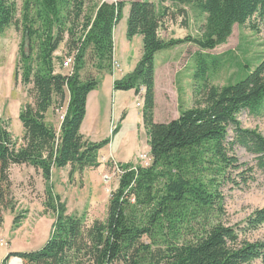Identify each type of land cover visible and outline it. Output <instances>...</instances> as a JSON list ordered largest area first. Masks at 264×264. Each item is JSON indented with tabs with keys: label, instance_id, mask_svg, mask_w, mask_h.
<instances>
[{
	"label": "trees",
	"instance_id": "obj_1",
	"mask_svg": "<svg viewBox=\"0 0 264 264\" xmlns=\"http://www.w3.org/2000/svg\"><path fill=\"white\" fill-rule=\"evenodd\" d=\"M86 2L25 0L18 18L16 0H0V34L10 27L21 31L16 79L33 87L34 99L19 116L21 142L0 119V227L14 209L10 167L31 166L50 181L56 168L98 169L100 151L111 142H92L81 127L98 78L113 71L114 30L126 3L102 2L89 14ZM167 4L176 7L179 16L186 17L189 8L204 18L199 37H161L172 13ZM129 5L127 38L143 37V55L133 73L114 82V90L137 95L145 90L142 115L152 163L120 164L119 187L111 194L107 218L91 226L85 216L68 214L60 196L48 188L46 209L55 213L49 240L40 250L10 253L2 264L12 257L23 264H264V242L241 238L264 227V207L255 210L243 228L227 226L221 192L227 182H234L230 173L246 167L235 154L237 148L254 155L255 168L264 174V136L244 128L239 119L246 111L264 113V59L236 83L219 88L208 77L221 66L222 57L201 53L227 44L235 26L259 31L264 0H136ZM63 43L68 57L75 54L67 75L56 66L58 61L64 68L65 61L55 56ZM186 44L201 51L195 59V106L176 120L157 123L156 55ZM90 63L98 78L88 70ZM66 101L58 134L47 114ZM253 173L250 167L238 175L247 184Z\"/></svg>",
	"mask_w": 264,
	"mask_h": 264
},
{
	"label": "rangeland",
	"instance_id": "obj_2",
	"mask_svg": "<svg viewBox=\"0 0 264 264\" xmlns=\"http://www.w3.org/2000/svg\"><path fill=\"white\" fill-rule=\"evenodd\" d=\"M115 1L126 3L123 19L115 28L114 41H116V53L119 56L122 48V35L125 36L126 40H129L127 39L128 18L131 11L129 4L136 0H87L86 12L93 14L102 2L113 3ZM151 1L158 4V0ZM24 2L25 0H16L18 18L22 16ZM167 6L171 8L172 13L165 20L160 30L162 38L166 40L184 39L189 35L199 37V29L204 23V18L199 17L195 11L189 8H187L186 17L179 16L176 7H172L171 4H167ZM21 40L22 33L16 27H10L0 34V119L7 125L14 139L19 142L24 135L23 126L19 119L20 113L27 104L34 102L33 87L23 85L21 78L18 81L16 79ZM138 48V42H135L133 45L134 58ZM199 52L201 51L197 46L186 44L159 53L155 85V121L157 123H168L176 120L182 111L195 106V59ZM201 53L222 57L221 66L209 74L208 79L211 85L221 88L236 83L246 74L248 69L254 70L264 59V22L259 26V31H253L249 25L235 26L227 44L213 51ZM55 56L66 61L68 51L65 43L60 46ZM56 66L57 72L66 75L71 73V68L61 69L58 61ZM88 70L95 78H98L94 63L89 64ZM84 77H86L85 74ZM112 90L104 84L101 92L107 96L103 99V107L107 105V108L110 107L111 109L113 103ZM141 94H145L144 89ZM122 99L124 104L121 108L122 113L119 114L118 123L115 124L114 109L113 114L110 112L108 116L104 114L100 124L96 126L93 97L90 102L89 113L86 114L87 117L82 124L81 133L95 143L105 140L113 141V131L117 126H121L120 116L125 114L124 111H127L129 118L125 127L128 128L127 125L130 127L134 124L139 126L134 129V132L129 131L128 141H126L129 144V139L130 141L136 140L138 147L143 149L141 154H146L149 159L145 162L138 159L134 165L149 167L152 158L147 132L142 125L144 124L143 118L136 122V117L133 115L142 112V99L125 92H122ZM137 103H140L141 106L138 107ZM66 108L67 101L62 108L58 109L55 106L47 114L48 123L55 128L58 134L61 132ZM239 119L244 128L257 130L264 136V113L256 116L246 111L239 116ZM113 143L100 151L101 166L98 169H86L84 172H79L72 166L64 169L56 168L52 172L50 181H45L41 173L36 172L33 167L28 165L9 168L8 172L13 184L14 209L5 214L4 223L0 227V264L12 252L40 250L49 240L52 225L55 222V213L46 209V190L48 188L52 189L54 195L60 196L62 202L67 206L68 214L85 216L89 226L95 221L106 220L111 194L119 187L122 172L120 164H127L118 161L122 157L119 153L122 148L114 147ZM130 144L131 147H134L132 142ZM112 153H116L117 161L104 157V155ZM102 154L104 155L102 156ZM235 154L240 163L246 164V167L230 173L234 182H227L221 188L226 209L223 222L227 226L243 228L252 213L264 207V174L255 168L256 159L254 155L243 148H237ZM250 167L254 168L253 180L244 184L238 174ZM16 218L20 220L18 224L14 223ZM241 238L249 242H264V227L247 234H241ZM15 259L18 258L12 257L9 264H12ZM261 263V261H256L253 264Z\"/></svg>",
	"mask_w": 264,
	"mask_h": 264
},
{
	"label": "crops",
	"instance_id": "obj_3",
	"mask_svg": "<svg viewBox=\"0 0 264 264\" xmlns=\"http://www.w3.org/2000/svg\"><path fill=\"white\" fill-rule=\"evenodd\" d=\"M114 40H115V30H114ZM114 42H115L114 60L119 63L120 69L113 70L112 73L102 74L98 88L95 91H93L92 93H90V95L88 96V100H87V115H88L89 109H90V102L94 97L95 110H96V115H95L96 126L100 124V121L103 118L104 114H106V116H108L109 112L113 114L114 109H115L114 110L115 124L118 123L117 121H118L120 112L122 113L121 108H122L124 102L122 99V91L116 92L114 90V82L116 80H121L125 76L133 73L134 70L136 69L142 55H143L142 54L143 37H141V36H137L133 40H126L125 36L122 35V37H121L122 48H121L119 56H117V53H116V41H114ZM135 42H138L139 48H138L137 55L134 58L133 45ZM158 56H159V53L156 55V72H157V58H158ZM104 84H106L111 90L113 89L112 94H111V98L113 101L111 109H110V107L107 108V105H105V107H103V99L105 98V96H107L106 94L101 92ZM155 85H156V75H155ZM125 93L126 94H128V93L133 94L135 97H141V99H142V94L137 95L135 93V91H129V92H125ZM142 103H143V99H142ZM124 112H125V114L123 113V115L120 116V118H121L119 121L121 124L120 130L115 136L113 135V141L110 142V144L114 142L113 143L114 147H116L118 149L122 148V151L119 152L122 155L121 160H118V157H116V155H115L116 153H112L109 155L102 154V156L104 155V157H106V158H112L114 161L118 160L119 162H122V163L124 162V163H133L134 164L138 161V159L141 161V156L143 155L141 153H142L143 149L138 147L136 140L130 141V139H129V144H128L127 143V141H128L127 136L129 137V131L130 130H131V133L134 132V129L137 128L139 125L134 124L130 127L127 125L128 128H126L125 123L127 122L128 118H129V112H127V111H124ZM133 115L136 117V122L139 121V119L141 120L143 118L142 112L141 113H139V112L134 113ZM123 116H124V119L122 120ZM114 125H113V127H114ZM142 125L145 128L144 124H142ZM113 127H112V129L114 130ZM131 142H132V144H134V147H131V144H130Z\"/></svg>",
	"mask_w": 264,
	"mask_h": 264
},
{
	"label": "built area",
	"instance_id": "obj_4",
	"mask_svg": "<svg viewBox=\"0 0 264 264\" xmlns=\"http://www.w3.org/2000/svg\"><path fill=\"white\" fill-rule=\"evenodd\" d=\"M116 2V1H115ZM74 60H75V54L73 55V56H71V57H68L67 59H66V61L64 62V68H71L70 69V71L72 72V70H73V65H74ZM114 63V65H113V68H114V70H116V69H120V65H119V63L117 62V61H114L113 62ZM138 105V107H140L141 106V104L140 103H137ZM149 159H148V156L145 154V155H142L141 156V161L143 162H145V161H148ZM2 246H4L3 244H2Z\"/></svg>",
	"mask_w": 264,
	"mask_h": 264
},
{
	"label": "bare ground",
	"instance_id": "obj_5",
	"mask_svg": "<svg viewBox=\"0 0 264 264\" xmlns=\"http://www.w3.org/2000/svg\"><path fill=\"white\" fill-rule=\"evenodd\" d=\"M113 65H114V63H113ZM113 70H114V68H113ZM12 264H20V263H19V259H15V260H13V261H12Z\"/></svg>",
	"mask_w": 264,
	"mask_h": 264
},
{
	"label": "water",
	"instance_id": "obj_6",
	"mask_svg": "<svg viewBox=\"0 0 264 264\" xmlns=\"http://www.w3.org/2000/svg\"><path fill=\"white\" fill-rule=\"evenodd\" d=\"M19 263H20V264H23V261H22L21 259H19ZM10 264H11V263H10Z\"/></svg>",
	"mask_w": 264,
	"mask_h": 264
}]
</instances>
